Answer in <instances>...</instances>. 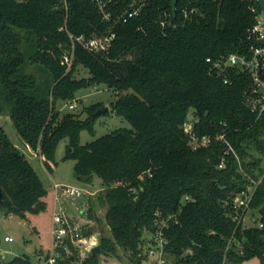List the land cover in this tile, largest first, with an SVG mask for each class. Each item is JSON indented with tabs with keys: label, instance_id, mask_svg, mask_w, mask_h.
Returning <instances> with one entry per match:
<instances>
[{
	"label": "trees",
	"instance_id": "obj_1",
	"mask_svg": "<svg viewBox=\"0 0 264 264\" xmlns=\"http://www.w3.org/2000/svg\"><path fill=\"white\" fill-rule=\"evenodd\" d=\"M103 1L108 21L90 0H67L66 7L63 0H0V115L11 119L49 171L66 138L65 159L75 161V178L86 184L98 179L102 187L98 202L106 206L111 236L101 237L80 262L73 255L56 264H100L118 248L142 264L143 233L153 235L163 221V252L172 264H241L254 257L264 264V170L253 156H264V112L257 117L246 105L251 81L245 73L227 69L230 82L223 84L206 61L246 50L259 4L178 0L173 15L172 0H144L138 15L122 23L119 17L140 0ZM68 33L113 39L105 54L75 45L67 70L61 56L71 44ZM29 62L46 78L29 73ZM78 64L88 78L73 76ZM101 83L114 90L112 109L133 131L116 129L82 145L79 134L93 130V113L101 106L88 107L89 117L81 120L60 116L55 102L71 101L78 90ZM190 109L192 133L209 138L196 149L183 130ZM251 180L258 184L247 212L258 213L261 228L233 220L232 197ZM0 192L6 216L25 218L45 208L40 177L2 126ZM3 264L32 263L24 255Z\"/></svg>",
	"mask_w": 264,
	"mask_h": 264
},
{
	"label": "rangeland",
	"instance_id": "obj_2",
	"mask_svg": "<svg viewBox=\"0 0 264 264\" xmlns=\"http://www.w3.org/2000/svg\"><path fill=\"white\" fill-rule=\"evenodd\" d=\"M23 48L27 51L30 50V45H24ZM27 71L33 73L39 81L46 78V74L39 69L37 64L31 62L28 63ZM73 76L77 79L88 78V70L81 64L75 67ZM4 97V91L0 86V102ZM116 99V94L113 89L109 88L106 84L90 85L86 88L78 90L73 100H57L55 102V108L59 111V115L70 113L74 114L81 120H85L89 117L87 108L92 105H100L99 108H108V111L95 115V121L93 123V130L90 132L87 129H83L79 134V142L84 145L101 136L111 133L112 131L120 128L130 129L129 123L122 117L117 115L112 109V103ZM70 103H76V107L70 109L68 106ZM98 108V109H99ZM96 109V111L98 110ZM95 111V112H96ZM93 113V115L95 114ZM193 111L189 110L188 119L193 120ZM0 126L3 127L6 134L14 142L18 149L22 152L25 151L20 138L18 137L11 119L8 116L0 115ZM68 140L62 139L56 148L54 155V162L52 163V171L45 168L44 164L37 158L28 156L33 164L38 176L41 177L46 189V195L42 198L45 202V208L34 214L26 213L25 218L18 217L14 214L6 216L2 210H0V264L13 259L16 256L27 255L32 264H43L39 260L40 257L43 260L48 256L51 250V218L53 214L54 205V189L53 183H61L66 185H73L83 190V196L78 199H72L68 197H62L59 200L60 205L64 208L65 212L70 214L69 207L72 206L78 209L79 213H82V209L86 204L91 206L85 209V217H90L89 223L76 220L88 233L90 237L89 245L77 252V260L80 262L90 252L89 247L91 244L93 247L99 244L100 238L103 236H111V231L106 223L105 213L106 206L101 205L98 202V195L101 190V183L98 179H94L92 183H82L74 177V164L75 161L71 159H65V150ZM253 156L259 163L260 169L264 170V156L259 155L257 152H253ZM260 158V159H257ZM258 172V169L255 170ZM72 210V209H71ZM253 217H259L257 212L248 211L243 221V226H254V222L251 220ZM87 233V232H86ZM9 237L11 241H5L4 238ZM95 238L96 242L92 243V239ZM150 234L143 233L142 239V264H158L157 254L149 255V249H155V245L150 242ZM238 250H241L240 246H237ZM147 254V255H146ZM167 261H173L170 256H165ZM100 264H133L129 259L127 252L117 249L115 255L103 256L100 258ZM225 264H235L232 262H225ZM241 264H260V260L257 257L244 261Z\"/></svg>",
	"mask_w": 264,
	"mask_h": 264
},
{
	"label": "built area",
	"instance_id": "obj_3",
	"mask_svg": "<svg viewBox=\"0 0 264 264\" xmlns=\"http://www.w3.org/2000/svg\"><path fill=\"white\" fill-rule=\"evenodd\" d=\"M94 2L98 8L99 13L102 15V19L109 20V13L106 11V3L103 0H90ZM256 1V0H254ZM140 4L136 8L124 12L119 20L122 23H126L130 18L137 16L140 7L144 4V0H140ZM257 2V1H256ZM65 7L67 6V0H63ZM246 50L242 53H234L226 56H221L219 59L211 60L207 58L206 61L211 64L210 73L214 76H223V84L230 82L226 75L227 69H234L245 73L250 78V88L246 93L245 101L248 108L259 117L264 112V14L263 12L256 14L254 24L247 30L246 33ZM70 39V47L68 51L64 52L61 56V63L66 65L68 70L74 58V47L80 45L94 54H105L108 52L111 41L113 39L112 34H106L102 36H92L85 38L83 35L74 36L68 33ZM77 105L76 103H70L69 108L73 109ZM194 120V118H193ZM193 120H187L183 125L184 132L189 136V144L193 149L200 146H206L209 142V138L203 136L201 138L195 137L192 133ZM224 136H219V139L223 140ZM228 150H232L229 143L226 142ZM226 151V153L228 152ZM219 167H222L219 165ZM258 182L251 180L244 189L239 191L232 197V208L234 209L233 220L236 224H242L245 220V215L249 207L252 195ZM54 189V205L53 214L51 218V250L48 256L43 260L39 258L43 264H56L57 261L65 256L77 255L82 249H85L89 245L90 237L85 233L84 228L73 219L71 215L65 212L64 208L60 205L59 200L62 197H68L72 199H78L83 196V190L77 186L66 185L61 183H53ZM188 199V197H185ZM251 220L254 225L259 228L263 227V223L259 218L253 217ZM167 226V221L157 225V229L151 239L155 245V249H149V255L157 254L158 264H172V261H167L163 252L166 240L163 236L162 229ZM5 241H11L9 237L4 238ZM229 245V244H228ZM227 245L226 250L229 248ZM94 248L93 245L89 249ZM91 251V250H90ZM77 257V256H76Z\"/></svg>",
	"mask_w": 264,
	"mask_h": 264
},
{
	"label": "crops",
	"instance_id": "obj_4",
	"mask_svg": "<svg viewBox=\"0 0 264 264\" xmlns=\"http://www.w3.org/2000/svg\"><path fill=\"white\" fill-rule=\"evenodd\" d=\"M19 137V136H18ZM20 138V137H19ZM20 141H21V143H22V145H23V147H24V149H25V151L23 152L22 151V153L26 156V158H27V160L30 162V164L32 165V167L34 168V166H33V164L31 163V161H30V159H29V157L28 156H31L32 158H37L38 160H40L42 163H43V160H44V158L37 152V151H35V150H32L28 145H26L21 139H20ZM13 144H14V146L16 147V148H18L17 147V145L13 142ZM20 151V150H19ZM21 152V151H20ZM35 169V168H34ZM40 179H41V177H40ZM41 181H42V179H41ZM42 183H43V181H42ZM44 185V184H43ZM45 187V186H44ZM91 206H89L88 204H86L85 205V207L82 209V213H79V211H78V209H76V208H74V207H72V206H70L69 207V210H70V214L69 215H71L72 217H75L77 220H80V221H84V223H89L90 221H91V219H90V217L88 218V217H85V214H84V211H85V209H87V208H90ZM72 209V210H71Z\"/></svg>",
	"mask_w": 264,
	"mask_h": 264
},
{
	"label": "water",
	"instance_id": "obj_5",
	"mask_svg": "<svg viewBox=\"0 0 264 264\" xmlns=\"http://www.w3.org/2000/svg\"><path fill=\"white\" fill-rule=\"evenodd\" d=\"M256 1H257V3L259 4L260 9H261V11H262L263 14H264V0H256ZM177 2H178V0H172V1H171V11H172V14H173V15H174L175 12H176V5H177ZM106 111H108V108H106V107H104V108H99V109L95 112V114H94L93 116H95L96 114L104 113V112H106ZM129 130H130V132L133 131L132 129H129ZM74 177H75V173H74ZM1 197H2V195H1V192H0V200H1Z\"/></svg>",
	"mask_w": 264,
	"mask_h": 264
},
{
	"label": "bare ground",
	"instance_id": "obj_6",
	"mask_svg": "<svg viewBox=\"0 0 264 264\" xmlns=\"http://www.w3.org/2000/svg\"><path fill=\"white\" fill-rule=\"evenodd\" d=\"M95 242H96V239H95V238H93V239H92V243H95Z\"/></svg>",
	"mask_w": 264,
	"mask_h": 264
}]
</instances>
